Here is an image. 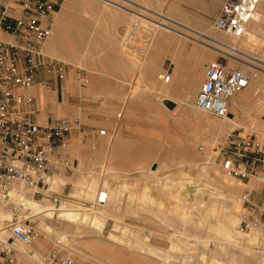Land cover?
<instances>
[{
	"label": "rangeland",
	"instance_id": "374dc122",
	"mask_svg": "<svg viewBox=\"0 0 264 264\" xmlns=\"http://www.w3.org/2000/svg\"><path fill=\"white\" fill-rule=\"evenodd\" d=\"M87 1L90 2V0ZM131 1L133 2V4ZM91 2H93L96 7L100 8V12H95V10L93 11L91 8H83L80 7V5L78 4H74L71 18L74 27H70L69 25L66 26L64 36L62 37V42L65 45L71 47L70 50L73 52V54L76 55V58L78 57L77 60H79V63L77 65L67 63L64 62L62 58H60V61L59 58L49 55L50 58L66 64L68 68L67 79L69 80L70 85H68V89L63 90V98L62 100L59 99L58 101H62V103L67 104L69 108L75 110V112L77 109L82 110L85 118V121H83L75 114L71 115L72 117L66 114H62V116L71 119H77L78 126L74 127V129L71 131V134L68 136V141L66 142L64 150L62 149V151L60 152L61 157L68 158L70 168L69 170H60V172L57 173V176L54 177L52 181L50 190L53 193H57L55 195L57 196L56 206L60 205L61 202H66L77 208L79 207L81 210L88 211L90 209H93L95 210L96 216L103 215L104 218L102 217V219H105L107 217L104 222V228L102 229L101 234L89 233L88 229L82 227L83 225H78L76 223L67 221L61 222L59 220H56L55 216H53L51 220H41L36 217H31L32 215L29 213L28 210L24 211L23 213L22 211H19L17 207L15 209V204L11 202L12 204L10 203L11 205L7 206V208L10 210L11 219L9 221L5 220L6 222L2 221L3 225L5 226L7 225V222H9V225H7L6 231L4 233V238L8 239L10 237V222L16 215L18 219L25 221V223L29 227H32V229L38 234L37 240L31 246L33 248H37L39 242H43L45 244L44 247H41V245L38 246L39 250L41 251L40 258L38 259V264H41L43 262L44 255H46L48 252H50L57 246L64 248L71 252L73 255H75L78 263L97 262L98 264H153L150 261H143V259H137V261L134 262L125 258H114L115 260L109 261L102 259L100 255H95V253L89 252L87 251V248H84V241H90L91 238L92 240L97 241L100 246H104V244L106 243L105 238L107 237L111 226L114 224L113 221L116 219V221L118 220L119 222H121L122 226L134 229L136 231L135 235L137 237H140V235H142L144 241L152 244V246H155L161 250H171L172 252H174V254L177 253V255L181 256L182 259L184 257H186L187 260H189V258H192L194 259L193 264H200V258L197 250L195 251L196 254H191L190 251H185L187 249V246L189 245L188 242L185 243L186 245L184 244L178 247H171L170 238L171 240L175 238L173 229H182V226H177L172 223L170 224L169 222L178 220L177 215L180 214L188 215L189 213H191L190 217L196 218L195 210L189 209V202H193V197L191 196L193 194L192 191L197 187H200L202 189H205L204 187H206L207 189L205 190L213 193L212 191L215 192L216 187L212 182L209 183V181L212 180V176L208 175L204 178V174L196 171L195 169L189 168L188 165L185 164V160L182 157H177L178 154H176L175 151L177 150V148L184 146L188 148L190 152L193 151L195 152V154L197 153V156H199L198 158H202L203 155L201 157V153L204 154L205 149L211 146L210 153L213 158L214 167H216V172L222 174L227 179H233L232 184L236 187L231 197H233L232 199H234L233 205H235L238 209L235 214L239 216V223L241 222L239 195L245 188L243 187L240 181H236L237 179L228 176L222 170L220 166V160L217 157L216 149L218 145L223 143L225 138L231 132L238 131L239 133L241 132V134L253 133L254 135L262 139H264V132L263 135H261L251 130L240 128L233 131L225 132V134L221 135L219 140L214 143L213 140H209L211 136L210 132L207 131L204 127H202L200 123H190L191 125H189V123H186L187 121L185 120L187 119L186 117H188V114L184 110V105L180 101L182 99L181 97L183 96L182 92L175 91L173 94L171 92L170 94H166L162 91L160 92L156 90V88H158V85L155 78L158 76V74H162V72H164L162 68L159 67V63L160 61H162V57L159 63L157 62L156 64H153L154 78L151 81V85L147 84L145 77L148 76V79H150L152 75H148L144 72V70L146 65L150 61L152 62L153 60H155L152 57L151 53L152 49H157L158 46L153 41L155 40L157 33H159L161 30H163L164 32L166 31V33L170 35L168 37L171 40V43L169 44L167 49L168 51L170 50L169 53L172 56L166 57L165 59L173 63L175 67L177 66L178 61L191 60V58L180 57L177 54L178 50L195 49L196 51H200V53L209 52L204 48L203 44L192 39L188 40V38L179 35L176 31L185 33L191 37L194 36V38H197L201 33L203 35L210 34L214 37L221 35V38H223V34L213 31L211 27L212 21L216 17L220 7L215 10L213 16L208 15L206 12L209 11V9H206L204 12L209 18L206 17V19H197L196 22H193L194 25H187V23L183 22L185 21V18H182L181 16L177 15L179 14V10L175 9V3H173L172 1L156 3V6H154L153 4L154 7L151 4L142 0H99ZM62 3L63 0H59L58 7L56 6L54 8L53 24L55 14L58 13L59 10L62 8ZM113 3H115V5ZM119 5L124 8H127V10L122 11V9H119L121 7ZM123 17H128L129 20L133 21L132 24L136 26L135 31L127 30V32L124 33V26H122L121 24L123 21ZM76 21L77 24L79 23V21H81L82 24L75 25L74 23H76ZM86 22H88L90 25H86ZM92 22L94 23V25H91ZM160 23L165 24L166 26L176 31H172L166 28L164 29L160 27ZM203 23H206L205 28L201 26V24ZM82 27H84L83 33L78 32V30ZM194 31L196 33H194ZM133 33H135L136 35L135 37L131 38L130 41V34L133 35ZM118 48H120L121 52L118 50ZM46 53L47 52H45V54ZM110 53L112 55H115V57L117 58L125 59L129 63L131 70L136 71L126 74L128 84L126 86V89L122 90L123 94L121 99L115 98V94L117 93L116 89L109 88V86L117 84V80L120 73L119 70L122 67V64H108V58ZM245 53L253 57V52L251 53V51H247ZM209 54L215 59H221L219 54H214L212 52H209ZM213 60L207 57L204 60L203 64H207L209 61ZM226 62L227 65H229L228 60ZM238 66L239 65H235V67L233 68L241 70L240 66ZM201 69V77L203 80L204 66H202ZM100 70L104 72H99ZM243 71L249 76V78L252 77L254 74L253 71L247 68H245ZM94 76L100 79L103 78L105 82L104 85H106L107 87L102 88L101 86V88L95 87L94 89H91L92 77ZM172 78L173 76H170L168 81H170ZM67 79L63 84L64 87H67ZM79 79H83L84 82H79ZM198 90L199 88L195 93V98ZM141 92L143 93L141 95V101H138L137 103L140 105L135 106V108L133 107L135 121L130 122L128 120L129 104L133 101H125L124 97L126 98L128 95H132V93L136 97ZM44 93L48 95L49 91ZM166 96L174 100L176 103V107L173 111L167 110L161 103V101L163 100L162 98ZM37 101H39V99H37ZM54 101L55 106H57L56 94ZM41 102L42 101L37 102L38 107L43 112H45V107H50L51 103ZM142 103L148 105L149 107H146L144 105L142 106ZM262 105L257 108L254 114L255 116H258L260 120L264 121V118H261V116L264 115V111L261 108ZM185 112L187 115H183ZM198 113V116H206L209 120L213 119V122H218L222 120L214 119L201 112ZM92 117L97 122L96 124L92 125V122H88L92 119ZM146 118H154V121L153 119L147 120ZM195 125H197V128L194 127ZM193 127L196 130H193ZM91 130L95 132L94 136L92 137L90 136ZM102 132H105L106 134L104 135ZM106 136H119L120 138H122V140H124L123 142L125 147L123 148V154L126 156V163L129 164L130 162L129 165L132 166L131 168H117L114 167L112 163L106 159L105 156L101 157V155L99 154V157L97 156L98 158L96 159L93 155H91V152L95 151V149L98 148L101 138ZM187 140H189L190 143H186ZM191 141L193 143H191ZM78 143L80 144L81 149L83 151V155L81 158V164L83 166L81 169H79V161L75 158V156H73L74 154L72 155L71 152L67 151V148L69 146H72L73 149L74 145H78ZM206 143L207 145L205 146ZM86 153L88 157L86 156ZM83 156H85L87 160ZM85 164L88 166H86ZM139 164L140 166L142 164V167L144 166L143 168L148 169V171L151 170L152 165H154L156 168L160 164V169L157 175L153 176L150 175V173H148L147 171L142 170L143 168H140ZM139 168L141 172L139 171ZM76 170L82 172L81 177L84 178L85 181L78 185V193L71 194V187L74 185V183H72V180L76 178ZM161 172H164L166 174H162ZM62 176L69 178V180L68 182H65L61 192L57 187V179ZM149 177H151L150 180ZM162 178L166 179L164 180ZM168 183L170 187H174L173 189L176 191V193H174L175 191L171 190L170 187V189H167L169 186ZM163 184L165 185V188ZM168 190L173 192L174 194L179 195L175 196ZM76 194L78 197L76 196ZM101 194H103L104 196ZM84 196L88 197L86 202L83 201ZM143 196H146L148 199H144L145 203L142 200ZM126 197H131L133 199L132 204H130L132 199L128 201V199L125 200ZM99 198L104 199V204L101 206H98L99 204L96 203V199ZM120 198L121 201L119 200ZM33 199L38 202L48 201L50 203H53V200L48 197L36 196ZM147 201H149V203L151 202L149 205V207H151L150 210H147L141 206L142 204L146 205ZM28 214L31 216H29ZM154 214L155 216L153 217ZM2 222L0 223L2 224ZM45 227L48 228V230L50 231L54 229L56 234L52 235V233H48L47 237H45L44 234L42 235V232H44ZM83 229L87 230V233L81 235L80 233ZM61 233H65L68 236V241L72 239V243L71 240L69 241L70 245L73 246L74 244L73 247L84 248V253L92 258L78 256L75 250H69L68 248L70 247L66 248L65 244H58V239ZM247 233H255L264 239V236L258 231H254L252 233L248 231ZM2 235L3 234H0V237ZM167 236L169 237V239ZM18 245L19 244L15 243V246H13L16 253L15 264H20L19 260L17 259V249L23 247L21 245ZM183 246L184 248L186 247V249L182 250ZM207 248L209 249L210 247L208 246ZM28 253L32 255L33 251L30 250L28 251ZM89 253L92 254L90 255ZM223 258L224 260H227L225 255H220L219 257L216 256V260L221 262L223 261L222 263L226 264L227 261H224ZM185 262L186 260H181L180 264H184Z\"/></svg>",
	"mask_w": 264,
	"mask_h": 264
},
{
	"label": "built area",
	"instance_id": "2783aa9c",
	"mask_svg": "<svg viewBox=\"0 0 264 264\" xmlns=\"http://www.w3.org/2000/svg\"><path fill=\"white\" fill-rule=\"evenodd\" d=\"M58 1L0 0V198L8 199L23 186L32 198L48 197L57 205V193L50 186L60 170L70 168L68 158L61 157L60 152L71 131L78 126V120L48 117L38 107L36 97L30 94L31 89L49 91L51 83L59 85L60 93L66 90L63 84L67 79V65L47 56L43 48L52 30ZM262 3L264 0H225L212 21L213 31L242 36ZM229 49L237 52L234 47ZM226 55L230 54L221 51V59L205 65L203 82L195 99V107L201 113L219 120L229 115L231 98L250 81L244 71L228 67ZM39 73L43 77L37 82ZM160 78L167 82L170 73L164 71ZM94 134L91 130L90 136ZM216 152L228 176L241 183L251 180L258 187H264V140L257 139L253 133L231 132ZM252 191L247 186L239 195L238 230L246 234L258 231L264 236V191L260 205L252 202ZM10 223L11 241L29 246L37 240L38 234L16 215ZM15 257V249L0 241V264H15ZM193 261L189 258L184 264H193ZM42 264L98 263H78L71 252L56 247L44 255Z\"/></svg>",
	"mask_w": 264,
	"mask_h": 264
},
{
	"label": "bare ground",
	"instance_id": "6f19581e",
	"mask_svg": "<svg viewBox=\"0 0 264 264\" xmlns=\"http://www.w3.org/2000/svg\"><path fill=\"white\" fill-rule=\"evenodd\" d=\"M107 1H109V0H107ZM121 1H123V0H121ZM221 1H223V0H221ZM110 3H112V2H110ZM129 3H130V1H129ZM113 4L115 5V3H113ZM132 4H133V2H132ZM119 6H121V5H119ZM114 7H116V6H114ZM213 7H214V5H213ZM213 7H211V9H209V11L206 12L208 15H212V16L214 15L215 8L212 9ZM119 9H122V11L127 10V8H124L122 6ZM68 11H69V8H68V5L65 1L61 10L55 14L54 24L52 26V30H51L50 35H49L48 39L46 40L43 48L45 47V52H47L46 54L48 56L50 55V56L59 58V60H60V58H62L64 60V62L77 65L79 63V60H77L78 57L76 58V55L73 54V52L70 50L71 47L65 45L63 42L61 43L60 39L63 41V38L59 36V27H58L59 19L61 20V18L63 19L65 17H67ZM166 20H167V18H166ZM168 20H170V19H168ZM157 25H158V23H157ZM201 26H203L205 28L206 23L201 24ZM160 27H162L164 29L166 28V29H169L172 31H176V30H173L172 28L166 26L165 24L160 23ZM176 32L179 35H182L183 37L188 38V40L192 39L194 41H197V42L203 44L204 48L207 51L212 52L214 54H220L221 51L229 53L230 55H228V56L226 55V58L229 62L228 66L230 68L235 67V65H239L242 71L245 68H247V69L253 71V73H254L253 76L250 77L249 85L246 88H244L241 92H239L237 95H235L231 98L230 103H229V108H228L229 115L226 118L222 119L221 121L213 122L212 121L213 119L209 120L208 117L203 116L202 114H201L202 116H198V114H199L198 112H200V111L195 107L194 98H195V93H196L198 87L195 88L194 79H198L199 77H201V72H202L201 66L199 67L200 62L198 63V60H202L203 58L206 59L207 57L211 58L212 60L213 59L215 60V58L210 56L209 52L201 53L202 58L199 57V58L193 59L194 64L188 70L189 76H187L185 78L186 80H185L184 85L182 87L180 86L181 87L180 92L183 93V96L181 97L182 99L180 101L184 105V107H183V105H182V107L184 108V110L188 114V117H186L187 119L185 120V121H187L186 123L187 124L189 123V125H191L193 123H195V124L200 123V125L202 127H204L207 131L210 132L211 136H210L209 140H213L214 143L217 140H219L220 136L225 134V132L233 131V130L240 129V128H245V129L251 130L257 134L263 135L264 121L260 120L258 118V116H255L254 113L257 110V108H259L264 102L263 101L264 100V3L259 4L254 20L249 24V26L245 29L244 34L240 37H232V36H229V35L227 36V35L223 34L224 37L221 38V35L214 37L210 34L203 35L201 33V34H199V36L197 35L198 36L197 38H194V36L191 37L185 33L178 32V31H176ZM194 33H196V32L194 31ZM168 36H170V35L167 34L166 31L164 32L163 30H161L159 33H157V36L155 37V40L153 41L158 46L157 47L158 58L156 59V62H158V63H159L161 57H163L164 55H166L168 53L167 48H168L169 44L171 43V40L169 39ZM230 47H234L237 52H231V50L229 49ZM244 51L245 52L251 51V53L253 52V57L249 54H246ZM249 56H251V57H249ZM153 70H154V68H153ZM160 76H161V74H158V76L155 78L157 85H158V88H156V90H158L160 92L162 91L166 94H170V92L173 94L175 91L179 90L178 88H180V87L178 86V83L175 79V74H173V78L167 82H165L164 79H161ZM153 78H154V75L152 74V79ZM182 78H183V75H182L180 81L182 80ZM34 90H35V92H32ZM45 94L46 93H44V92L37 91V89H31V95L36 96L38 98H42L44 100H52V101H45V102H52L55 105V101H53L52 96L49 94L48 95L47 94L45 95ZM162 99L163 100L167 99V100H170L172 102H175L174 100L168 98V96L163 97ZM133 100H135V99H133ZM162 101H161V103H162ZM52 103H51V105H52ZM261 108L264 111V104L262 105ZM132 112L130 111L131 115H133ZM186 112L183 115H185ZM60 114H61V116H62V114H66V115H69L70 117H72L71 115L75 114L81 120L85 121L84 113L82 110L77 109L75 112V110H72L71 108L67 107L66 105H63V109H62V112H60ZM145 117H144V120H145ZM146 119L148 120L149 118H146ZM151 119H153V121H154V118H151ZM151 119H149V120H151ZM155 119H157V118H155ZM183 119H185V118H183ZM194 127L197 128V125H195ZM194 127H193V130H196V129H194ZM194 132H196V131H194ZM186 143H190V141L187 140ZM191 143H193V142L191 141ZM207 143L205 144V146L207 145ZM210 148H211V146L207 147V149H205V147H204L205 152H204V154L201 153V157L203 155L204 158L203 157L198 158L199 156H197L198 155L197 153L195 154V152H193V151L190 152V150L184 146L177 148V150L175 151V153L178 154L177 157L178 156L182 157L185 160V164L188 165L189 168L195 169L196 171L204 174V178H205V176H208V175L212 176V180H210L209 183L212 182L214 184V186L216 187V190H215V192L212 191L213 193H211V192L205 190V189H207L206 187H204L205 189L197 187L196 189H194L192 191L193 194L192 195L190 194V195L193 197V200H192L193 202L192 203L189 202V205H190L189 209L195 210L196 218L190 217L191 213H189L188 215L187 214H180V215H177L178 220L169 222L170 224L172 223V224L177 225V226H182V229H175V230L173 229V233H174L175 238H173L172 240L170 238L171 247L172 246L178 247V246L184 245L186 242H188V244H189L187 246L188 250L186 249V247L184 248V246H183L182 250L186 249L185 251H190L191 254L195 253V251L197 250L199 258H200V264H224V263H222L223 261L221 262V261L216 260V256L219 257L220 255L226 256L227 260H224V258H223L224 261H227L226 264H264V239L255 233L254 234H246V233H242L238 230L239 229L238 228L239 216H237L235 214L238 209L235 205H233L234 199H232L233 197H231V195L235 191L236 187L232 184L233 179L232 180L227 179L222 174H219L218 172H216V170H215L216 167H214L213 158H212V155L210 153ZM99 150H101V149H99ZM70 152L72 155L74 154L73 156H75V158L79 161V169H81L83 166L81 164V162H82L81 158L83 155L82 154L83 151L81 149L80 144L78 143V145H74V148L73 149L71 148ZM91 155H94L95 156L94 158L99 156L97 153H94ZM86 156L88 157L87 153H86ZM83 157L86 158L85 156H83ZM86 160H87V158H86ZM134 163H136V162H134ZM129 164H130V162H129ZM86 166H88V165H86ZM139 166H140V164H139ZM143 167L141 164L140 168H143ZM90 168H92V167H90ZM140 168H139V171L141 172ZM159 169H160V164L158 165V167H156L152 171H150V170L148 171V169H144V168L142 170H145L148 173H150V175L155 176V175H157ZM76 174L78 175V177L75 181H73L74 185L71 187L72 188L71 194L78 193V185L80 183H82L83 181H85V179L81 177L82 176L81 171L78 170L76 172ZM83 174H84V172H83ZM164 174H166V173H164ZM151 177H149V180ZM204 178H202V179H204ZM162 179H164V178H162ZM173 180H172V182H173ZM90 181H91V179H90ZM236 181H238V180H236ZM57 182H58L57 187L62 192V188H63L65 183L63 180H61L59 178L57 179ZM170 184H171V182H170ZM168 185H169V183H168ZM163 186L165 188L164 184H163ZM169 187H170V185L168 186V188L167 187L166 188L167 189L171 188V190L175 191L173 189L174 187L173 188H172V186L170 188ZM169 192L173 193L171 191H169ZM174 193H176V191ZM101 195H103V194H101ZM144 195H145V193H144ZM174 195L176 196L177 194H174ZM76 196H77V194H76ZM146 196H143V198H142L144 203H145V200L147 199ZM148 198H149V196H148ZM87 199H88L87 196L83 197V201L86 202ZM127 199H128V201H130L132 198L126 197L125 200H127ZM119 200L121 201V198ZM96 201H97L96 203L99 204L98 206H101L104 204V202H103L104 199H102V198L96 199ZM132 201H133V199L131 200L130 204H132ZM11 202L15 204L14 205L15 209L17 207L18 210L22 211L23 213H24V211L28 210L32 216L29 214L28 215L31 217H36V218L41 219V220L42 219L51 220L53 218V216H55V219L59 220L61 222L67 221V222L76 223L78 225H83L82 227L88 229L89 233L101 234L102 229L104 228L103 227L104 222L107 218L106 217L105 219H102L103 215L102 216L101 215L96 216L95 210H93V209L92 210L90 209L88 211L87 210H81L79 207L77 208V207L70 205L66 202H61V204L58 206H56V205H54V203H50L48 201L38 202L31 197V192L29 190H26V188L24 189L23 186H20L18 188L17 192H15L13 195L11 194L8 197V199L0 198V222L5 221V220L9 221L11 219L10 218L11 217L10 210L7 208V206L12 204ZM150 203H149V201H147L146 205L142 204L141 206L147 210H150V208H151V207H149ZM126 207H127V205H126ZM192 214H194V213H192ZM154 216H155V214L153 215V217ZM113 222H114V224L111 226V229L109 230L108 235L105 238L106 243L104 244V246L103 245L100 246L97 241H94L91 238L90 241H87V240H86V242L84 241V243H85V245H83L84 248L85 249L87 248L88 249L87 251H89V252L95 253V255L96 254L100 255V257L102 259L109 260V261L115 260L114 258H116V259H124L125 258V259H128L130 261H134V262H136L137 259H139V260L143 259V261L144 260L150 261L153 264H180L181 260L188 261L186 257H184L182 259L181 256L177 255V253L174 254V252H172L171 250H165V249L161 250L155 246H152V244L145 242L142 235H140V237H137L135 235L136 231L134 229H130V228H127L126 226H122L121 222H119L118 220L116 221V219H115ZM7 225H9V222H7ZM7 225L6 226L3 225V222H2V224L0 223V234L5 233ZM83 230H81V233H80L81 235L84 233H87V230H84V231ZM48 233H52V235L56 234L54 229H52L50 231V230H48V228L45 227V230H44V232H42V235L44 234V236L47 237ZM167 237H165V238H167ZM10 239L11 238L9 237V240ZM84 239H86V238H84ZM168 239H169V237H168ZM70 240L72 243V239H70ZM69 241H68V236L65 233L60 234V237L58 239V244L62 243V244H65L66 248L70 247L68 249L72 250V251L75 250V252L77 253L78 256H84L86 258H92V257H90L84 253V251H85L84 248L73 247L74 244H73V246L70 245ZM3 242H6V241H3ZM15 243H17V242L11 241L8 243V245L13 247V246H15ZM17 244H19V243H17ZM19 245H21V244H19ZM39 245H41V247H44L45 244L43 242H39ZM96 245H99V246H96ZM21 246L29 247L31 245H29V246L21 245ZM208 246L210 247L209 249L207 248ZM17 255H18V258H17L18 260H22L23 258L28 257L25 259H28L29 261H31L34 264H38V259L40 258L39 251H36L34 253V255L29 257V256H26L25 251L21 248L17 249ZM196 264H199V263H196Z\"/></svg>",
	"mask_w": 264,
	"mask_h": 264
},
{
	"label": "crops",
	"instance_id": "0c3cea01",
	"mask_svg": "<svg viewBox=\"0 0 264 264\" xmlns=\"http://www.w3.org/2000/svg\"><path fill=\"white\" fill-rule=\"evenodd\" d=\"M65 1H66L67 5H68L69 11H68V17H65L63 19L61 18V20L59 19L58 27H59V36L60 37L64 36V32L66 30L65 29L66 26L69 25L70 27H74L73 26V21L71 19L72 18V9H73V5L74 4H78V5H80V7H83V8H91L93 11L95 10V12L96 11L100 12V8L96 7L95 4H93V2H91V1H99V0H90V2L87 1V0H63L62 6L65 3ZM142 1L147 2V3L151 4L152 6H153V4H154V6H156V3L172 1L173 3H175V6H176L175 9L179 10V12H178L179 14H177V15L181 16L182 18H185V21H183V22L187 23V25H194L193 22H196L197 19H203V18L206 19L207 15L204 12L206 9H211V7H213V5H214V7L212 9L215 8V10H216L217 8L221 7V5L224 3L225 0H223V1H221V0H142ZM132 23H133V21L129 20L128 17H123V21H122L121 24H122V26H124V33L127 32V30H129V31L134 30L135 31L136 26L133 25ZM74 24L75 25H81L82 22L79 21V23L77 24V21H76V23H74ZM86 25H90V24L88 22H86ZM91 25H94V23L92 22ZM83 29H84V27L80 28L78 30V32L83 33ZM92 32H94V31H92ZM135 35H136L135 33H133V35L130 34V39L129 40L131 41V38L135 37ZM60 41L62 43L61 39H60ZM118 50L120 51V48H118ZM119 51H118V53H119ZM110 52H112V51H110ZM169 52H170V50L168 51L166 56L162 57V61H160V68H162L163 71L169 72L170 76H173V74H175V79H176V81L178 83V86L182 87L184 85V83H185V80H186L185 78L187 76H189L188 70L194 64L193 59L199 58V57L202 58L201 53H200V51L191 50V49L178 50L177 54L180 57L191 58V60L190 61L189 60L178 61L177 62V66L175 67L173 63H171L169 60L165 59L166 57L172 56V55H170ZM151 55H152V57L155 60H153L152 62L150 61L145 67L144 72L147 73L148 75L149 74L152 75L153 72H154L153 71V64L157 63L156 59L158 58L157 49H152ZM163 58H164V60H163ZM204 60H205L204 58L202 60H198V63L200 62L199 67L200 66H201V68H202V66L205 67L206 64H203ZM108 62H109V65H115V64H119L120 65V64H122L123 68L121 67L120 70H119L120 73H119V77H118V80H117V84L109 86V88H113V89L117 90V93L115 94V98L116 99H121L122 98V94H123L122 90L126 89V86L128 84L126 74L127 73H132L135 70L134 71L131 70V67L129 66V63L125 59L117 58V57H115V55H112L111 53L109 55V61ZM99 72L103 73L104 71L100 70ZM182 75H183V78L180 81ZM42 77H43V74L39 73L36 76V81L37 82L40 81L42 79ZM148 78H149L148 76L145 77V79L147 81V84L151 85L152 77L150 79H148ZM202 82H203L202 77H199L198 79H194L195 88L196 87L200 88ZM104 83L105 82H104L103 78L100 79V78H96L94 76V77H92L91 89H94L95 87L96 88H99V87L101 88V86H102V88H106L107 86L104 85ZM68 85H70V82L67 79V84H66L67 87H66V89H68ZM181 87L178 88L179 89L178 91H181ZM59 90H60V88H59V85L57 83H51L50 90H49V95L52 96L53 101L55 100V94L57 95V106H55L52 102H50V103H52V105L50 107H45V110H46L45 113H46V115L48 117H50L53 114H55L56 116L57 115H61L60 112H62L63 105H66L67 107H69L67 104L62 103V101L61 102L58 101L59 99L62 100V98H63V96H62L63 92L60 93ZM32 92H35V90L32 91ZM30 94H31V91H30ZM141 95H142V92L140 94H138V96H136V97L133 95V93H132V95H128L126 98L124 97L125 101H133L132 103L129 104L128 120L130 122L131 121L132 122L135 121V119H134L135 117H134L133 112H134L135 106L140 105V104H137V103H138V101H141ZM36 98L39 99V101H42L41 103H44L45 101H52V100H44V99L38 98V97H36ZM133 99H135V100H133ZM39 101H37V102H39ZM143 105L146 106V107H149L148 105H145V104L142 103V106ZM130 111L131 112L133 111L132 112L133 115L130 114ZM88 122H92V125L97 123L93 119V117ZM105 134L106 133L104 132V135ZM240 134H241V132H240ZM256 138L260 139V140H264V139H262V138H260L258 136H256ZM123 141L124 140H122V138H120L119 136H115V137L114 136L113 137L106 136V137H103L100 140L98 148L95 149L96 151H92L91 153L92 154L97 153L98 155L101 154V157L105 156L106 159L109 160L114 167L123 168V169H129L132 166L126 163V156L123 154L124 153L123 152L124 151L123 148L125 147ZM71 148H72V146H69L67 148V151L70 152ZM99 149H101V150H99ZM98 157H96V159ZM124 161H125V163H124ZM150 171H152V170H150ZM77 177H78V175L76 174V178L74 180H72V183H73V181H75L77 179ZM59 179L63 180L64 183L66 181L68 182V180H69V178H67L65 176H62ZM242 185H243V187L245 189H246L247 186H251L253 188V191H252V194H251V200H252V202L255 205H260L262 203V192L264 191V187H258L256 184H253L251 180H245L242 183ZM245 189H243V191ZM6 239L7 238H4V233H3V235L0 237V241L1 242L6 241V243L8 244L9 240H6ZM38 246L39 245H37V248H33L32 246H29V247H21L20 246V247H21V249H23L25 251L26 256L31 257L32 255H34V253L36 251H39L40 254H41V251L39 250ZM30 250L33 251L32 255H30L28 253V251H30ZM25 258H28V257H25ZM25 258H23L22 260H19V262H21L20 264H34V263H32L31 261H29L28 259H25Z\"/></svg>",
	"mask_w": 264,
	"mask_h": 264
},
{
	"label": "water",
	"instance_id": "95a60500",
	"mask_svg": "<svg viewBox=\"0 0 264 264\" xmlns=\"http://www.w3.org/2000/svg\"><path fill=\"white\" fill-rule=\"evenodd\" d=\"M162 105L169 111H173L175 109V107H176V103L175 102H172V101L167 100V99L162 101ZM154 169H155V166L152 165L151 166V170H154ZM9 242H11V241L9 240Z\"/></svg>",
	"mask_w": 264,
	"mask_h": 264
}]
</instances>
